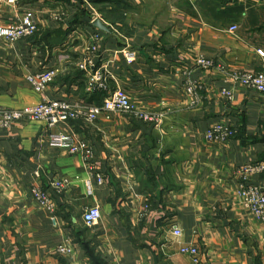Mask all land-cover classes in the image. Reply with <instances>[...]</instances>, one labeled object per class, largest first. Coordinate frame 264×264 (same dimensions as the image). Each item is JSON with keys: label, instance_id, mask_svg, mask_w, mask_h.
<instances>
[{"label": "crops", "instance_id": "1", "mask_svg": "<svg viewBox=\"0 0 264 264\" xmlns=\"http://www.w3.org/2000/svg\"><path fill=\"white\" fill-rule=\"evenodd\" d=\"M26 12L37 31L0 38V107L41 102L27 76L50 68L58 73L46 99L101 104L106 93L89 89L76 64L98 33L94 61L110 89L161 117L113 112L54 128L0 126V264H264V224L238 194L239 169L264 165V95L231 78L264 72V0L4 1L0 24ZM98 18L110 32L94 25ZM126 48L137 53L131 64ZM200 56L216 68H198ZM193 82L200 87L189 93ZM218 122L236 131L227 142L206 138ZM50 131L87 142L92 158L51 147ZM58 177L71 182L59 192L51 186ZM250 182L264 190V170ZM35 186L48 192L53 212L34 200ZM92 205L101 220L91 228L83 212ZM184 244L197 246L198 263L181 253Z\"/></svg>", "mask_w": 264, "mask_h": 264}, {"label": "built area", "instance_id": "2", "mask_svg": "<svg viewBox=\"0 0 264 264\" xmlns=\"http://www.w3.org/2000/svg\"><path fill=\"white\" fill-rule=\"evenodd\" d=\"M10 6H16L19 0H0V12L3 2ZM37 22L33 12H26L18 22L7 25L0 24V38L6 42H15L19 39L33 35L37 31ZM236 26H231L229 31L234 32ZM99 34L95 33L92 41L86 46V53L77 61L79 69L84 71L87 78V87L91 90H100L106 93V97L101 104H87L83 102H70L65 99L48 100L44 93L49 84L57 76V69L50 68L27 76L28 83L32 88L43 96V100L35 105L26 106L20 109H10L0 107V126L12 127L17 123L34 121L44 122L47 127L54 128L60 123H66L74 120H83L88 123H94L99 117L107 116L113 112H122L130 114L136 119L158 122L160 114L150 112L142 107H139L132 97L122 90H111L109 84V75L103 68L96 67L94 58L97 53V41ZM126 61L131 64L137 58L135 50L126 48L123 50ZM261 55L264 53L259 51ZM196 66L203 70H210L216 68V64L202 56L196 59ZM218 67V66H217ZM231 78L245 87L256 90L264 95V72H245L236 71L231 74ZM200 87L196 82L190 83L187 87L189 93H195L196 89ZM226 94L232 97L230 91ZM236 131L228 124L218 122L214 124L206 133V138L211 142H227L235 135ZM48 144L54 148L65 149L71 154H80L87 160L93 156L92 147L85 141L76 139L71 134L62 132L50 131L46 134ZM264 170V165L261 163H252L242 166L239 169L241 183L239 186V197L242 203L253 213L255 218L264 224V190L261 186L250 182L251 176ZM99 181L102 178L98 176ZM70 180L66 177L55 178L51 182V186L56 191H62L70 184ZM31 194L38 202V204L48 209L50 212L54 211L53 202L47 191L35 186L31 189ZM83 220L88 227L96 226L101 220V209L98 205L87 207L83 212ZM173 232L176 236L182 234L178 226H174ZM58 252L62 254H71L72 249L67 245H60L57 248ZM182 254L190 255L193 260L198 263L199 249L192 244H184L181 246ZM107 264H118L110 261Z\"/></svg>", "mask_w": 264, "mask_h": 264}, {"label": "water", "instance_id": "3", "mask_svg": "<svg viewBox=\"0 0 264 264\" xmlns=\"http://www.w3.org/2000/svg\"><path fill=\"white\" fill-rule=\"evenodd\" d=\"M94 25L103 31L110 32L109 26L103 23V21L99 18L94 21Z\"/></svg>", "mask_w": 264, "mask_h": 264}]
</instances>
